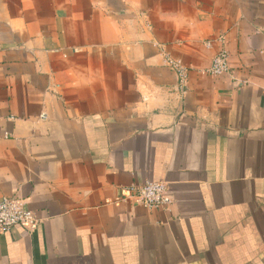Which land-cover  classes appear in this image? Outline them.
Listing matches in <instances>:
<instances>
[{"label":"crops","instance_id":"1","mask_svg":"<svg viewBox=\"0 0 264 264\" xmlns=\"http://www.w3.org/2000/svg\"><path fill=\"white\" fill-rule=\"evenodd\" d=\"M3 196L0 264H264V0H0Z\"/></svg>","mask_w":264,"mask_h":264},{"label":"built area","instance_id":"2","mask_svg":"<svg viewBox=\"0 0 264 264\" xmlns=\"http://www.w3.org/2000/svg\"><path fill=\"white\" fill-rule=\"evenodd\" d=\"M217 41L222 45L212 57L211 63L206 71L214 76L229 73V62L227 50L223 47V36ZM210 46V42H205ZM165 65L173 70L178 78L179 86L183 85L187 77L188 67L177 58L166 57ZM125 198L133 199L136 203L147 209H157L168 206L171 197L166 184L163 181L148 180L141 185H131L124 189ZM39 223L34 212L27 209L24 199L15 196H3L0 198V234L9 232L14 227L26 226L33 230Z\"/></svg>","mask_w":264,"mask_h":264}]
</instances>
